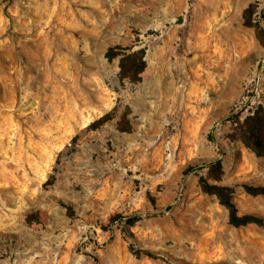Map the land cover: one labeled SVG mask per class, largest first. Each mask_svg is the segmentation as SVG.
Instances as JSON below:
<instances>
[{
    "label": "rangeland",
    "instance_id": "1",
    "mask_svg": "<svg viewBox=\"0 0 264 264\" xmlns=\"http://www.w3.org/2000/svg\"><path fill=\"white\" fill-rule=\"evenodd\" d=\"M263 3L0 0V264H264V230L200 184L264 220L241 187L264 157L230 119L264 107ZM115 45L145 47L140 81Z\"/></svg>",
    "mask_w": 264,
    "mask_h": 264
},
{
    "label": "trees",
    "instance_id": "2",
    "mask_svg": "<svg viewBox=\"0 0 264 264\" xmlns=\"http://www.w3.org/2000/svg\"><path fill=\"white\" fill-rule=\"evenodd\" d=\"M252 9H255L254 4L250 3L243 10V16H247ZM260 15H259V14ZM257 18L254 26L258 28L257 37L260 43L264 45V3L261 7L257 8ZM248 25L251 24L247 21ZM104 57L111 61L118 58V77L120 80H128L129 82L136 83L140 81L141 73L145 68V47L134 49L132 46L115 45L108 47L104 53ZM245 106V105H243ZM244 107L234 111L230 119L235 123L240 141L245 147L252 150L257 156L264 157V107L257 105L250 114L245 115L242 119L239 114L243 111ZM122 130H128V127H120ZM210 168L217 173L221 171V159L217 158L209 163ZM202 190L216 195L218 201L223 205L228 212V222L235 226H243L248 223L259 225L264 230V220L250 214L239 215L233 201V190L228 186H219L208 184L204 179L200 178ZM241 187L251 195H264V185L243 183ZM133 219H128V223H132ZM148 256L152 253L148 251H141Z\"/></svg>",
    "mask_w": 264,
    "mask_h": 264
},
{
    "label": "built area",
    "instance_id": "3",
    "mask_svg": "<svg viewBox=\"0 0 264 264\" xmlns=\"http://www.w3.org/2000/svg\"><path fill=\"white\" fill-rule=\"evenodd\" d=\"M261 63H264V58L261 60ZM260 81H261V76L260 72L256 73L251 79V82L248 86H250V89H246L247 94H246V99H249L250 95H256L259 92L260 89Z\"/></svg>",
    "mask_w": 264,
    "mask_h": 264
}]
</instances>
